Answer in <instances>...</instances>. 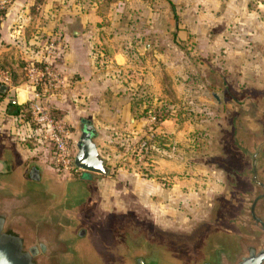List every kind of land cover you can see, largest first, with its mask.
I'll return each instance as SVG.
<instances>
[{
    "label": "rangeland",
    "instance_id": "rangeland-1",
    "mask_svg": "<svg viewBox=\"0 0 264 264\" xmlns=\"http://www.w3.org/2000/svg\"><path fill=\"white\" fill-rule=\"evenodd\" d=\"M147 2L152 13L149 25L164 30L158 35L161 50L145 54V69L154 78L133 85L144 107L134 115L135 126L128 120L113 125L114 120L98 119L104 125L98 127L95 140L107 173L86 180L96 200L77 210L80 225L87 231L78 264H123L129 261L124 242L140 245L141 240L177 264L199 260L205 238L227 229V206L238 188L225 167L227 162L238 164L236 153L225 141L231 120L249 139L264 135V119L244 96L257 98L264 91V79L251 80L261 74L254 68L238 72L218 58L207 65L205 54L194 46V35L174 32L181 22L173 17L170 2ZM113 5L100 0L97 10L102 9L105 16L98 19L102 29L95 37L108 44L100 51V64L106 62L109 68L105 71L122 79L125 90L131 87L126 83L129 72L111 67L109 61L110 44L125 45L129 37L123 33L126 17L110 19ZM149 36L152 40L157 35ZM7 115L0 113V125L7 129L0 132V140L26 139L20 122ZM80 173L78 169L59 180L77 178ZM48 179L58 184L54 177Z\"/></svg>",
    "mask_w": 264,
    "mask_h": 264
},
{
    "label": "crops",
    "instance_id": "crops-1",
    "mask_svg": "<svg viewBox=\"0 0 264 264\" xmlns=\"http://www.w3.org/2000/svg\"><path fill=\"white\" fill-rule=\"evenodd\" d=\"M109 1L114 4L110 19L126 17L123 33L129 34L125 45L122 42L110 44L113 48L110 66L125 68L130 76L126 83L129 81L131 87L121 89L122 79L108 75L105 70L109 67L104 60L100 64V51L108 47L95 37L102 29L98 19L105 16L102 9L97 10L100 0H14L0 14V66L16 75L15 82L0 96L1 115L2 112L6 114L7 104L18 90L28 96L31 87L24 79L25 67L29 63L36 65L45 46L51 43L53 54L49 63L59 74L60 81L44 91L41 99L72 129L71 138L79 135L82 121L92 127L95 145L97 129L104 125L98 119L114 120L113 125L127 120L132 126L138 123L134 115L141 114L144 107L139 97L142 95L138 96L133 87L152 82L148 78L153 79L154 75L145 69L148 66L145 54L150 50H161L158 35L164 30L159 26L157 29L152 27L153 23L149 25L152 13L148 0ZM168 1L169 8L172 5L174 9V15L171 10L173 17L181 22L179 26L176 24L174 32L194 35V46L198 53L205 54L207 65H212L218 58L220 63L238 72L254 68L261 77L251 80L263 81L264 0ZM150 33L156 34V38L151 40ZM244 96L250 101L249 98L264 97V91L257 98ZM7 116L20 122L18 127L32 138L21 142L11 138L0 140L2 148L12 151L18 171L22 173L27 166L34 165L41 174L59 182L60 175L50 164V151L38 142L33 127L26 125L21 115ZM4 129L7 130L1 124L0 132ZM93 175L88 174L85 179L90 180ZM82 176L80 173L77 178L83 179Z\"/></svg>",
    "mask_w": 264,
    "mask_h": 264
},
{
    "label": "water",
    "instance_id": "water-1",
    "mask_svg": "<svg viewBox=\"0 0 264 264\" xmlns=\"http://www.w3.org/2000/svg\"><path fill=\"white\" fill-rule=\"evenodd\" d=\"M5 90L0 85V92ZM249 100L264 119V97ZM10 102L24 104L25 93L18 90ZM93 136L92 127L82 121L73 165L83 179L72 177L57 185L34 165L20 173L12 151L0 150V264H78L87 231L77 210L96 199L85 178L107 173ZM225 141L238 162L225 164L238 183L227 206V229L208 235L200 259L186 264H264V135L249 139L232 119ZM124 244L129 261L123 264H177L152 251L146 241Z\"/></svg>",
    "mask_w": 264,
    "mask_h": 264
},
{
    "label": "built area",
    "instance_id": "built-area-1",
    "mask_svg": "<svg viewBox=\"0 0 264 264\" xmlns=\"http://www.w3.org/2000/svg\"><path fill=\"white\" fill-rule=\"evenodd\" d=\"M14 0H0V14ZM53 54V45L48 43L37 64L29 63L25 67V78L31 90L25 97L24 104L30 122L33 124L35 137L39 143L48 147L50 164L55 173L60 176L76 172L73 158L76 153V140L71 138L69 126L56 118L41 100V94L59 83L60 77L51 66L49 58ZM0 85L11 87V78L7 70L0 69ZM144 148V142H142Z\"/></svg>",
    "mask_w": 264,
    "mask_h": 264
},
{
    "label": "trees",
    "instance_id": "trees-1",
    "mask_svg": "<svg viewBox=\"0 0 264 264\" xmlns=\"http://www.w3.org/2000/svg\"><path fill=\"white\" fill-rule=\"evenodd\" d=\"M173 9L172 5H171V10ZM0 69H4V70H7L10 74V78H11V83H14L15 82V78H16V75L13 74L11 72V70H9L8 68H5L3 66H0ZM4 93L0 92V96H2ZM24 109V110H23ZM6 113L8 115H11V116H18V115H21V119L25 122L26 125L28 126H31V127H34L33 124L30 122L29 120V117H28V113L26 111V105L24 104H21V105H17L15 103H11V102H8L7 104V108H6ZM25 116V117H24ZM31 139L29 138H26L24 139V141H30Z\"/></svg>",
    "mask_w": 264,
    "mask_h": 264
}]
</instances>
